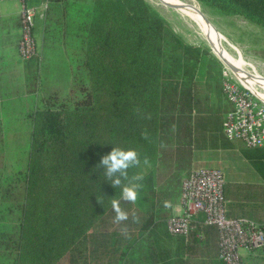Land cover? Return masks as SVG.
<instances>
[{
  "label": "trees",
  "instance_id": "16d2710c",
  "mask_svg": "<svg viewBox=\"0 0 264 264\" xmlns=\"http://www.w3.org/2000/svg\"><path fill=\"white\" fill-rule=\"evenodd\" d=\"M201 1L229 2L264 25V0ZM87 17L79 27L88 69L82 96H43L32 115L22 191L13 181L3 187L0 176L1 197L21 201L16 224L3 227L0 214V264H142L125 258L124 234L111 207L121 189L104 179V169L97 167L101 157L118 146L137 150L141 164L145 157L153 161L170 154L168 164L175 166L177 178L191 168L193 114L202 101L195 83L209 49L186 43L146 0H93ZM145 131L148 139L141 135ZM169 144V152L160 154ZM244 154L264 170V148ZM140 166L130 169L129 177L141 173ZM148 181L152 189L149 177L143 183ZM225 197L231 203L263 204L264 185L227 181ZM162 207L153 206L140 235H152L156 220L171 215ZM192 236L201 256H218L214 226H198ZM184 241L159 254L153 250L152 260L189 264L195 254H189L191 245ZM140 258L148 263V255Z\"/></svg>",
  "mask_w": 264,
  "mask_h": 264
},
{
  "label": "rangeland",
  "instance_id": "374dc122",
  "mask_svg": "<svg viewBox=\"0 0 264 264\" xmlns=\"http://www.w3.org/2000/svg\"><path fill=\"white\" fill-rule=\"evenodd\" d=\"M185 1L178 4L183 5L185 8L194 4L198 10L204 13L200 12L205 21V17L209 19L211 23L209 27L214 29V38L218 42L216 46H210L207 32L205 33L191 17L181 12L180 9L182 8H172L167 5L168 2L165 0H146L186 43L199 46L202 49H209L208 56L202 59L195 83L197 96L202 100L200 110H203V113L200 110L195 112V131L198 134L199 142L202 143L209 141L207 136L209 128L216 136H222L221 139L224 140L223 137L227 138L222 127L224 116L218 109L223 104L224 99L226 100L222 86L223 71L225 68H230L223 63L222 67L218 64L214 58L215 56L218 58V53L214 47H217L218 50L222 48V51L229 57L243 61V70L254 74L257 80H260L264 78V25L229 2L222 5L201 0ZM92 5L93 0H85V11L89 7L90 12ZM43 12L46 11L42 9L41 13ZM70 12H72V18L82 21V13L77 18L76 10L70 9ZM65 18L64 21H58L59 24H50L46 30L48 35L45 41L39 40L40 48L43 50L41 53L42 59L23 62L25 77H27L25 93L7 89L2 97L6 103L0 110V176L3 179V187L9 181H13L17 186L18 193L22 191L24 174L27 171L32 115L36 108L40 106L41 98L51 92L57 93L64 100L81 97L83 94L81 86L88 83V69L84 64V44L79 50L72 48L71 40L75 28L67 25ZM85 19L88 20L87 15H84ZM61 44H64V46L62 47ZM238 76H240L239 73ZM240 78L242 79V76ZM262 91L264 92V90ZM209 95H212V101L208 100ZM205 120L207 121L205 122ZM201 131L203 132L201 133ZM211 137L216 139L215 136ZM171 147L170 144L163 147L164 150L161 149L160 154L169 152L167 149ZM229 155L232 163H229L228 173L235 177L249 179L248 177L251 176L249 162L244 158H240L238 154L229 153ZM170 159V154H167L165 157L160 156L158 159L148 161V164L143 163L140 166V172L144 175V179L148 178L152 172H156L154 174L157 177L153 180L156 181L154 182L157 185L156 191L158 190V192L152 193L150 181L143 183V187L140 189L141 198L136 203H132L130 208L122 207L128 212L129 219L124 221L123 224L116 225L120 226L124 234L122 245L125 258H136L142 264H156V259L152 260V258H156L153 255V250H156L159 254L161 250L181 246L182 241L185 240L184 242H187L189 246L191 245L189 254H195L190 257L189 264H210L212 262L220 264L222 263L220 260L217 259L219 262L213 260L212 257L218 258L214 252L211 253V256H201V248L195 246L192 235L189 238L171 235L167 232L162 221H158L160 223L153 229L152 235L149 231L144 235H140V226L152 210L153 199H157V202L160 203L165 197L166 189L169 188H174L178 193L181 180L188 173L184 169L183 175L177 178L175 166L168 164ZM133 213L139 217L138 223H133ZM0 214L5 218L2 223L3 227L7 228L16 224L21 215V201L13 202L0 195ZM114 214L112 213V215ZM165 254L167 255L169 252ZM141 255H148V263L140 258Z\"/></svg>",
  "mask_w": 264,
  "mask_h": 264
},
{
  "label": "built area",
  "instance_id": "2783aa9c",
  "mask_svg": "<svg viewBox=\"0 0 264 264\" xmlns=\"http://www.w3.org/2000/svg\"><path fill=\"white\" fill-rule=\"evenodd\" d=\"M19 55L26 61L41 60L35 37L36 7L21 0ZM223 93L231 104L223 121L230 140H241L248 148L264 147V99L245 86L232 70L223 71ZM226 176L222 169L203 167L192 170L181 183L182 212L167 220L171 235L189 238L198 226L218 230V258L223 264H242V249L264 246L263 224L229 214L225 197ZM202 238V235L197 234Z\"/></svg>",
  "mask_w": 264,
  "mask_h": 264
},
{
  "label": "crops",
  "instance_id": "0c3cea01",
  "mask_svg": "<svg viewBox=\"0 0 264 264\" xmlns=\"http://www.w3.org/2000/svg\"><path fill=\"white\" fill-rule=\"evenodd\" d=\"M26 3L31 7H36L40 11L36 17V23H35V37L38 43V49L40 55L43 50L40 48L39 40L41 39L44 42L46 36L48 35L46 33V30L49 28V25L59 24L58 21H64L65 16H66L65 18L66 24L71 25L73 28H75L71 40L72 48L79 50L83 47V41L80 36L79 27L80 24L83 23L84 21V15L89 14V7L86 8L85 11V0H81V1L78 0L75 2L73 0H26ZM21 8H22L21 0H0V110H2L1 108L6 103L2 99L5 90L12 89V90H18L20 92L22 91L24 93L26 91L27 77H25L24 64H23V62L26 60H24L19 55V51H18L19 41L21 39V22H20ZM42 9H44L46 12L41 13ZM57 9L59 11H55ZM70 9H74L77 11V15H76L77 18L79 14L82 13V17H83L82 21H77L75 18H72L71 17L72 12H70ZM68 21L70 22L68 23ZM61 45L62 47L64 46V44ZM41 59H42V55H41ZM211 96L212 95L208 96L209 97L208 100L210 101H212ZM230 109H231L230 103L228 102L227 99L226 100L224 99L223 104L218 110L225 117L226 113ZM194 116L195 113L193 114V118L195 119ZM194 119H193V124H194ZM206 121L207 120H205V122ZM207 131H208V135L207 134L206 135L208 136L209 141L206 143L199 142L198 134L196 131L194 132L191 168L186 175H188L192 170L200 169L203 167H216L224 171L227 181H232L237 183H243V182L260 183L264 185V170H261L260 168L255 166L254 163L244 154V151L247 149L258 150L264 147L248 148L244 146V143L241 140H230V139L226 140L224 138H223L224 140H222L221 139L222 136H220L219 134H217L219 136H216L211 128H209ZM202 132L203 131H201V133ZM210 136H215L216 139L218 140L215 141L216 139H212V137L210 138ZM229 153L238 154L240 158L242 159L244 158L246 159L247 162H249L250 173H251V176L248 177L249 179L235 177L233 175H230V173H228L227 170L230 167L229 163H232V159ZM154 173L156 172H152L149 178L152 181V193L153 192L157 193L158 190L156 191V187H157L155 183L156 181L153 180V178L155 179L157 176ZM180 195H181V185L178 193L177 191H175L174 188H169L166 189L165 197L163 198V200L159 203L157 202L158 200L155 199V204H153L156 210L158 206H163L162 208H164L165 200H170L172 202L173 205L172 208L170 209L164 208L165 210H167V212L171 213V215H169L164 219V221H162L164 222L167 232H168L167 220L171 216L180 214L182 212ZM228 209H229V214L231 216L247 217L262 224L264 223V203L263 204H252L247 202L231 203L228 200ZM149 214L147 215V217L149 216ZM156 221L158 222L159 220ZM156 226L154 228H156ZM212 258L214 261L219 260V258H214V257ZM242 258H243L242 264H264V246L258 249H248V248L242 249ZM210 264H217V262H212Z\"/></svg>",
  "mask_w": 264,
  "mask_h": 264
},
{
  "label": "clouds",
  "instance_id": "9594fccd",
  "mask_svg": "<svg viewBox=\"0 0 264 264\" xmlns=\"http://www.w3.org/2000/svg\"><path fill=\"white\" fill-rule=\"evenodd\" d=\"M145 139H148L149 134L147 131L141 134ZM144 164H148V158L143 160ZM141 164L140 154L135 149H123L118 146H114L110 153L101 157V160L97 167L104 169V179L111 183L114 188L121 189L120 199H112L111 207L114 215V223H122L129 219L127 211L122 209L120 200H124L130 203H136L140 197V189L143 187L144 175L136 173L129 177V170L139 167ZM128 181V183H123ZM99 201V200H98ZM100 202V201H99ZM172 202L170 200L164 201V208H172ZM133 223L139 222V217L132 214Z\"/></svg>",
  "mask_w": 264,
  "mask_h": 264
},
{
  "label": "bare ground",
  "instance_id": "6f19581e",
  "mask_svg": "<svg viewBox=\"0 0 264 264\" xmlns=\"http://www.w3.org/2000/svg\"><path fill=\"white\" fill-rule=\"evenodd\" d=\"M167 2L170 3H174V4H178V3H184L186 2L185 0H165ZM188 3V2H187ZM182 6V9H180L181 12H183L184 14L188 15L189 17H191V19H193L199 26L200 28L206 33L207 32V36L209 38L210 41L213 42L214 46H216V44L218 43L215 38H214V29L212 27H209V25H207L204 16H201V13L199 12L198 8L192 4L191 6L189 5L187 8H185ZM203 19V20H202ZM208 28L205 26V24ZM211 32V34H210ZM212 36V37H211ZM214 49H216L217 53H223L224 55H226L227 58H229L236 66H239L240 68H243V61H239L236 59H233L231 57H229L224 51H222V48H218L214 47ZM240 76L239 78L242 76V79L240 78L241 82L247 86L249 89H251L254 93H256L258 96H260L262 99H264V92L262 90H264V78H261L260 80H257L256 76H251L248 73H239ZM256 86H254L255 84Z\"/></svg>",
  "mask_w": 264,
  "mask_h": 264
},
{
  "label": "water",
  "instance_id": "95a60500",
  "mask_svg": "<svg viewBox=\"0 0 264 264\" xmlns=\"http://www.w3.org/2000/svg\"><path fill=\"white\" fill-rule=\"evenodd\" d=\"M168 6L172 7V8H176V9H180L182 8L183 5L181 4H174V3H167ZM199 12L202 13V11L199 10ZM204 14V13H202ZM206 16V15H205ZM206 18V22L207 24H209V26H211V23L209 21V19L207 17ZM210 46L213 47L214 44L212 41H210ZM218 58L220 59V61L227 65L235 74L238 75V73H248L251 76H254V74L250 73V72H246L245 70H243L242 68H240L239 66H236L229 58H227L223 53H218Z\"/></svg>",
  "mask_w": 264,
  "mask_h": 264
}]
</instances>
